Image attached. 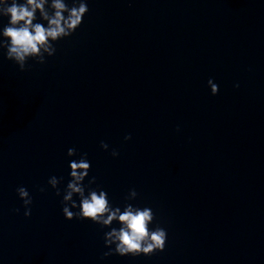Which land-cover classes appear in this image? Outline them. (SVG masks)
Listing matches in <instances>:
<instances>
[{"label": "clouds", "instance_id": "1", "mask_svg": "<svg viewBox=\"0 0 264 264\" xmlns=\"http://www.w3.org/2000/svg\"><path fill=\"white\" fill-rule=\"evenodd\" d=\"M88 12L87 0H71V6L66 0H0V17L8 18V24L0 29V49L6 50V59L18 65L20 71L25 70L29 59L44 64L46 56L51 57L56 53L55 42L72 36ZM37 13L46 26L37 22ZM207 83L211 94L217 95L218 85L212 79ZM124 139L130 140L131 135H126ZM100 147L105 151L109 149L104 141L100 142ZM77 155L78 160L69 161L70 179L63 189L61 205L64 218L68 221L90 220L101 227L110 228L104 234L105 246L109 249L104 253L105 257L113 254L150 256L157 251H164L167 231L159 226L150 228L155 219L152 209L135 207L131 203H126L123 211L120 207H113L106 191L91 187L95 177L89 180L88 185L83 183L91 170L87 153L78 154L74 147L67 150L68 157ZM111 155L117 157L119 153L113 149ZM63 179L51 176L47 181L57 196L62 194L59 185ZM40 191L46 189L41 187ZM16 192L23 201L24 216L29 217L32 197L23 186L18 187ZM137 195L136 190L131 189L126 200H134ZM74 197H78L79 203ZM15 211L19 212V209ZM114 221L119 223V228L111 227Z\"/></svg>", "mask_w": 264, "mask_h": 264}]
</instances>
